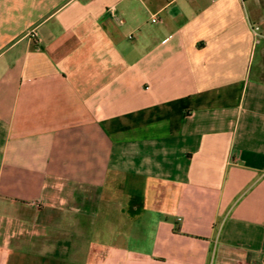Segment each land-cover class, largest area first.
Here are the masks:
<instances>
[{
  "label": "crops",
  "instance_id": "1",
  "mask_svg": "<svg viewBox=\"0 0 264 264\" xmlns=\"http://www.w3.org/2000/svg\"><path fill=\"white\" fill-rule=\"evenodd\" d=\"M260 7L0 0V264H264Z\"/></svg>",
  "mask_w": 264,
  "mask_h": 264
},
{
  "label": "built area",
  "instance_id": "2",
  "mask_svg": "<svg viewBox=\"0 0 264 264\" xmlns=\"http://www.w3.org/2000/svg\"><path fill=\"white\" fill-rule=\"evenodd\" d=\"M151 20H152L153 22H155V21L158 20V18H157V16H153ZM258 29H259V26H258V25H256V24H253V25H252V30H253L254 32L258 31Z\"/></svg>",
  "mask_w": 264,
  "mask_h": 264
},
{
  "label": "rangeland",
  "instance_id": "3",
  "mask_svg": "<svg viewBox=\"0 0 264 264\" xmlns=\"http://www.w3.org/2000/svg\"><path fill=\"white\" fill-rule=\"evenodd\" d=\"M259 3H260V13H262L264 15V10L262 11L261 8H264V0H259Z\"/></svg>",
  "mask_w": 264,
  "mask_h": 264
}]
</instances>
